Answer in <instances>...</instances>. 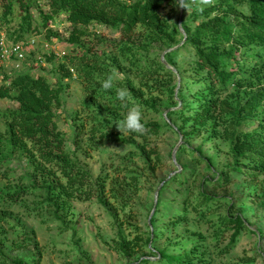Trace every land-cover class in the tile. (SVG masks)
<instances>
[{
    "label": "rangeland",
    "instance_id": "374dc122",
    "mask_svg": "<svg viewBox=\"0 0 264 264\" xmlns=\"http://www.w3.org/2000/svg\"><path fill=\"white\" fill-rule=\"evenodd\" d=\"M32 1L31 28L23 32L22 38L35 39L34 52L25 61L3 62L2 73L11 75L30 70L33 75L45 76L52 84L61 79L65 87L61 104L54 108V120L65 137V149L79 159L93 179L98 176L106 179L109 201L107 207L102 205L96 197L97 190L92 188L89 199H73L71 207L66 212L59 211V217H55L47 206L39 205L40 191L31 193L28 190L16 202L4 200L2 194L29 183L23 177L32 171L27 156L20 151L15 152L0 168L4 172L0 173V264H15L14 258L19 257L25 264H131L143 257L157 260V251L162 249L178 254L180 243L185 241L186 245L198 243L202 246L206 264H264V196L255 199L258 195L253 191H259L258 185L254 189L253 182L243 178L245 175L242 179L235 177L226 187L217 188L211 182H204L210 193L227 199L221 205L213 203L211 210L219 215L230 212L231 215L240 213L244 217L245 227L229 251L221 252L232 230L218 226L216 214L205 219L189 207L182 213L186 216L185 220L176 226L171 223V219L181 213L179 202L183 200L181 194L185 191L184 187H199L203 179L216 177L214 170L230 161L226 141L209 136L203 128L193 131L190 124L186 125L187 135L177 131L182 118L173 112L181 107V101L177 95L169 96L164 88L176 83V94L182 82L178 71L182 79L189 75L194 58L192 53L184 48L174 56L171 68L177 73L176 81L162 75L159 82L148 89L140 86L142 78L136 75L135 66L138 64L147 68L153 66L157 59L164 60L168 49L163 44L153 42L151 48L141 49L137 47L140 34H135V39L126 40L119 28L98 23L77 25L74 30L65 13L53 16L45 27L38 9L49 12L46 0ZM216 2L211 0L209 5ZM204 7L201 0H189L186 9L167 4L160 11L169 22L179 23L189 21L188 14L192 10ZM23 14L19 3L14 1L12 12L2 21L5 32L18 34ZM182 34L184 36V32ZM125 41L129 42V51L123 47L129 46ZM45 43H48V49L44 48ZM44 49L51 51L45 53ZM39 55L40 61L36 59ZM47 56H50L49 60ZM70 60L74 66L69 63ZM61 63L69 68L70 77L62 76L59 69ZM87 66L96 70L91 81L84 70ZM117 73L123 79L117 80L112 89L103 90L99 86L107 75ZM2 82L3 79H0V84ZM131 84L139 89L136 97L129 96L130 105L141 108L144 123L160 126L157 133L146 130L142 136L134 135L139 144L157 151L159 161L154 175L149 172L137 148L116 139L118 129L115 120L112 119L105 127L97 121L106 114L105 108L123 117L126 109L117 99L116 89L127 87L131 95ZM194 90L195 85H190V88H183V94L191 99ZM16 106L15 101L0 98V112ZM94 106L102 111L97 112ZM244 126L251 127L250 124ZM5 127L4 116L0 114V131L3 132ZM128 135L126 131L119 133V136ZM198 148L205 156L213 157V169L199 157ZM0 152L5 153L4 150ZM182 167V184L169 182L163 189L159 211L152 223L156 190ZM114 178L121 184H128L125 197L119 200L108 195ZM233 201L245 203H236L228 209ZM154 229L157 236L146 243V236ZM257 229L261 230L260 234ZM220 230L223 232L220 233ZM118 231L133 241L135 251L131 255L117 252Z\"/></svg>",
    "mask_w": 264,
    "mask_h": 264
},
{
    "label": "trees",
    "instance_id": "16d2710c",
    "mask_svg": "<svg viewBox=\"0 0 264 264\" xmlns=\"http://www.w3.org/2000/svg\"><path fill=\"white\" fill-rule=\"evenodd\" d=\"M0 1L1 28L2 21L12 12L13 2L19 3L24 12L20 31L18 34L15 32L8 34L6 31V35L12 40L23 39V32L31 28L30 9L33 1ZM45 3L49 8L48 13L38 9L45 27L53 16L65 13L74 30L77 25L98 23L119 28L126 40L135 39L133 38L135 34H140V44L137 47L141 49L151 48L153 42H159L168 49L182 41L179 46L164 54V60L157 59L153 66L146 68L136 64L135 73L142 78L139 83L142 87L146 86L149 89V86L153 87L160 78L167 76L176 81L177 73L171 68L174 65V56L184 48L192 53L194 58L189 75L182 79L181 72L178 71L182 82L176 94V83L163 87L169 96L177 95L181 101V107L173 112L182 118L177 131L187 135L189 132L186 125L190 124L193 131L203 128L209 136L226 141L230 161L214 170L216 177L203 179L199 187H184L185 191L181 194L183 200L179 202L182 210L171 219L172 225L176 226L186 219L182 213L189 207L197 212L199 217L206 219L208 215L216 214L214 209L211 210L213 203L217 206L227 201L225 196L217 197L210 193L204 187L205 181L220 188L232 183L235 177L242 179L245 175L243 178L253 182L254 189L258 185L259 191H253L258 195L255 199L264 196V0H217L209 6L192 10L188 14L189 21H181L180 25L176 21L169 22L160 11L167 4L174 5V0H46ZM181 28L184 30L185 38ZM48 32L51 30L48 29ZM124 43L129 45L127 41ZM123 47L125 51L130 50V45ZM47 57L49 60L50 56ZM70 62L72 63V60ZM59 69L63 77L71 76L69 68L64 63L59 65ZM84 70L91 81L96 70L88 66ZM0 79H3L0 84V98L11 99L17 104L15 108L0 112L6 122L5 130L0 131V151L5 152H0V168L9 156L17 151L26 155L27 162L32 166L31 173L23 177L29 183L2 194L3 199L16 202L25 192L40 191L42 197L39 205L47 206L55 217H59V211L66 212L71 207L73 199H89L93 188L97 190L98 201L107 207L109 200L106 179L101 176L93 179L79 159L65 149V137L54 120V108L61 104V94L65 87L61 79L52 84L45 76L33 75L30 70L4 75L1 66ZM190 85H195V90L191 92L192 98L188 99L183 94V88H190ZM138 89L131 84L130 91L133 94L129 96L136 97ZM96 110L102 111L101 108ZM105 111L103 118L97 119L102 127L108 126L112 119L115 121L122 119L107 108ZM248 124L251 127L244 128V125ZM144 125V131L148 130L150 133H157L160 128L157 123ZM117 132L116 139L137 148L149 172L154 175L159 161L157 151L147 149L145 145L137 142L134 135L141 133L119 136V129ZM197 150L207 167L213 169L215 167L213 157L205 156L200 148ZM0 173L4 172L0 170ZM183 173L184 167L164 181L159 188L154 214L151 217L152 223L155 221V213L159 211L163 189L169 182L182 184ZM111 181L108 195L115 200L125 197L128 184H121V181L115 178ZM245 201H233L228 209L236 203ZM216 215L218 226L222 225L227 230H232L229 241L221 250L227 252L245 227L244 217L240 213L231 215L230 212ZM257 231L260 234L261 230ZM118 234L117 252L125 256L131 255L135 251L133 241L126 239L121 231H118ZM156 236L155 229L149 231L145 242L149 243ZM186 243V241L180 243L181 250L178 254L168 253L162 249L157 251L159 256L157 260L143 257L131 264H206L202 246L198 243L188 245ZM13 261L15 264H25L20 257L14 258Z\"/></svg>",
    "mask_w": 264,
    "mask_h": 264
},
{
    "label": "clouds",
    "instance_id": "9594fccd",
    "mask_svg": "<svg viewBox=\"0 0 264 264\" xmlns=\"http://www.w3.org/2000/svg\"><path fill=\"white\" fill-rule=\"evenodd\" d=\"M178 7L187 8L188 0H174ZM211 0H201V6H207ZM123 79L117 74H109L100 81L99 86L103 90H110L113 88L117 80ZM116 97L125 107L126 111L121 120L114 122L119 131H126L128 133H143L145 125L142 120V110L138 105L131 104L129 98V90L127 87H117Z\"/></svg>",
    "mask_w": 264,
    "mask_h": 264
},
{
    "label": "built area",
    "instance_id": "2783aa9c",
    "mask_svg": "<svg viewBox=\"0 0 264 264\" xmlns=\"http://www.w3.org/2000/svg\"><path fill=\"white\" fill-rule=\"evenodd\" d=\"M2 13L1 1H0V16ZM35 39H20L12 40L7 37L6 32L0 25V66L3 62L8 60L25 61L29 54L34 52ZM48 43H45L44 48L48 49ZM45 53L51 51L44 49ZM41 56H37L36 59L40 61Z\"/></svg>",
    "mask_w": 264,
    "mask_h": 264
},
{
    "label": "water",
    "instance_id": "95a60500",
    "mask_svg": "<svg viewBox=\"0 0 264 264\" xmlns=\"http://www.w3.org/2000/svg\"><path fill=\"white\" fill-rule=\"evenodd\" d=\"M179 25H180V22H179ZM181 30H182V32H184V30L181 28ZM184 38H185V33H184ZM183 38V39H184ZM182 42H180L179 44H177L176 46H174V47H170V48H168V51L169 50H172V49H174V48H176L177 46H179L180 44H181ZM167 66H169V65H167ZM173 155H174V153H173ZM173 158H174V156H173ZM163 184V182L161 183V185ZM159 189V188H158ZM157 194H158V190H156V192H155V196H157ZM156 199H157V197L155 198V204H156ZM154 204V205H155ZM155 208V207H154Z\"/></svg>",
    "mask_w": 264,
    "mask_h": 264
}]
</instances>
